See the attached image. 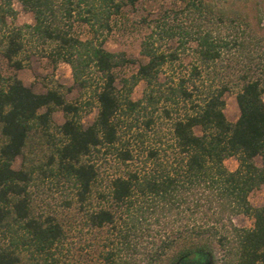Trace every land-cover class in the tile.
Instances as JSON below:
<instances>
[{
  "label": "trees",
  "instance_id": "1",
  "mask_svg": "<svg viewBox=\"0 0 264 264\" xmlns=\"http://www.w3.org/2000/svg\"><path fill=\"white\" fill-rule=\"evenodd\" d=\"M15 1L33 22L8 23ZM140 1L147 0H0L1 55L18 69V54L37 41L53 66L69 64L80 91L72 100L71 85L34 90L15 70L0 73V264H74L60 256L62 220L35 208L30 187L44 178L70 187L65 204L81 210L88 227L112 235L92 264H187L189 255L210 263L215 247L217 264L264 260V204L249 200L264 184V76L251 66L264 55V0H172L149 18L140 43L145 59L120 75L135 58L107 49L104 33L112 16ZM169 39L175 47H166ZM186 49L193 53L186 73L161 80ZM228 52L247 60L234 82L215 81L210 74ZM140 79L142 95L133 99ZM233 85L239 113L229 120L224 94ZM91 102L96 113L83 124L81 110ZM57 109L61 123L53 121ZM167 117L170 136L159 131ZM112 153L125 166L101 187L95 157ZM230 155L233 169L224 163ZM240 213L252 224L235 223Z\"/></svg>",
  "mask_w": 264,
  "mask_h": 264
},
{
  "label": "rangeland",
  "instance_id": "2",
  "mask_svg": "<svg viewBox=\"0 0 264 264\" xmlns=\"http://www.w3.org/2000/svg\"><path fill=\"white\" fill-rule=\"evenodd\" d=\"M172 3V0L140 1L135 6H124L121 13L112 16L111 28L104 33L105 39L103 45L110 50L124 51L126 55L135 58L134 63H127L117 70L120 75H128L135 71L138 62L145 59V56L140 52V43L150 30V25L148 24L149 18L155 17L159 13V10L169 7ZM248 3L251 7L250 9L254 11L255 5L253 2ZM14 7L16 15L14 18L7 17L9 24L33 22V15L30 10L25 9L18 1L14 2ZM74 26L76 31L81 35L86 34V26L83 24H75ZM175 45L176 41L173 39H169L166 42V47L173 48ZM41 47L42 45L37 41H28L24 50L18 54L23 63V66L18 69H15L11 62L0 53V73L7 75L15 70L23 82L34 90H44L46 85L54 82H60L67 86L71 85V89L66 92V97L72 100L79 99L80 91L73 83L69 64L65 61H59L53 66L47 56L41 55ZM246 60V58L238 56L236 53L231 54L228 52L219 60L210 75L214 76L213 79L215 81L223 78L234 82L238 70ZM192 61L193 53L191 50L186 49L182 51L177 60L164 66L160 73V79L163 80L166 75L173 73H186ZM251 66L253 67L252 69H255V71L260 72L264 76V55L256 58L255 63L252 61ZM116 84L120 86V82L117 81ZM144 86L145 81L140 79L134 85L131 97L133 99L140 97ZM236 88V85H233L224 94V112L229 120H235L239 113L235 99ZM89 106H83L81 110L83 124L91 122L96 113V103L91 102ZM63 120L64 114L62 110H55L53 112L54 123H61ZM160 123L159 131L166 136H170V117L160 118ZM195 131L199 133V127H195ZM129 139L131 142L133 141L131 140V135ZM95 160L99 166V184L101 187L106 186L109 178L118 172H122L125 166L113 153L95 157ZM255 161L258 164L260 163L259 155L255 156ZM20 163L21 155H18L13 165L18 167ZM224 163L229 169H233L237 165V158L234 155H230L224 159ZM30 189L34 197L35 208L38 211L54 213L62 220L66 227L67 236L60 246V256L74 264H92L98 261L99 251L105 242V238H107V235H110V237L112 235L105 228L88 227L82 219V211L77 209L74 204L71 206L65 204L64 199L72 194L71 188L63 185V183L53 181L52 178H44L43 180L34 182ZM249 200L254 205L264 204V184L249 193ZM234 222L238 225L249 226L252 224V218L240 213L234 216ZM213 253L214 256H210V263H206L205 258L190 255L185 257L184 260L189 262L188 264H217L213 261V258L215 259V257L219 256V249L215 247ZM28 261H30L29 264H40L35 259H28ZM257 264H264V260Z\"/></svg>",
  "mask_w": 264,
  "mask_h": 264
},
{
  "label": "flooded vegetation",
  "instance_id": "3",
  "mask_svg": "<svg viewBox=\"0 0 264 264\" xmlns=\"http://www.w3.org/2000/svg\"><path fill=\"white\" fill-rule=\"evenodd\" d=\"M187 262V261H186ZM189 262H187V264H188Z\"/></svg>",
  "mask_w": 264,
  "mask_h": 264
}]
</instances>
